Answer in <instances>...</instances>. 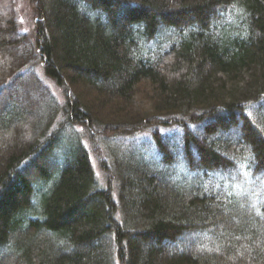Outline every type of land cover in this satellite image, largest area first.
I'll return each mask as SVG.
<instances>
[{"label": "trees", "instance_id": "obj_1", "mask_svg": "<svg viewBox=\"0 0 264 264\" xmlns=\"http://www.w3.org/2000/svg\"><path fill=\"white\" fill-rule=\"evenodd\" d=\"M31 1L34 41L0 0V264H264V0Z\"/></svg>", "mask_w": 264, "mask_h": 264}, {"label": "rangeland", "instance_id": "obj_2", "mask_svg": "<svg viewBox=\"0 0 264 264\" xmlns=\"http://www.w3.org/2000/svg\"><path fill=\"white\" fill-rule=\"evenodd\" d=\"M31 0H13V7L16 11L18 21L20 24L21 32H25L28 34V36L31 38V41H34L35 39V21L37 20L34 17V8L31 4ZM41 72H39V75ZM46 82L50 85L52 91L58 96L59 99H63V92L60 87L55 85L52 81L47 80ZM89 146V142H86ZM91 156L93 160V164L95 166V169L97 173L102 177L106 173L104 172L103 168L101 167V161L100 158L95 155V153L91 150Z\"/></svg>", "mask_w": 264, "mask_h": 264}]
</instances>
